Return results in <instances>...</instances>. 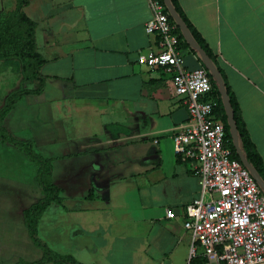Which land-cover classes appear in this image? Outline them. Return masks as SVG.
<instances>
[{
  "label": "crops",
  "instance_id": "1",
  "mask_svg": "<svg viewBox=\"0 0 264 264\" xmlns=\"http://www.w3.org/2000/svg\"><path fill=\"white\" fill-rule=\"evenodd\" d=\"M4 1L16 2L0 0V12ZM176 2L216 57L264 164V0ZM22 11L35 24L43 89L22 96L3 125L51 163L60 202L41 215L40 240L80 264H187L191 237L183 227L184 208L200 189L193 164L173 153L171 136L188 112L171 75L137 62L158 50L157 37L145 33L147 1L26 0ZM179 51L184 68L202 67L189 48ZM12 147L0 141L2 173L9 175L5 163H11L4 155L11 159L19 151L30 182L0 185V200L10 210L15 201L21 216L18 224L0 221V258L33 262L42 251L23 258L18 253L30 254L34 244L11 228H24L22 211L42 197L38 168ZM28 193L37 196L23 205ZM51 208L56 218L46 217Z\"/></svg>",
  "mask_w": 264,
  "mask_h": 264
},
{
  "label": "built area",
  "instance_id": "2",
  "mask_svg": "<svg viewBox=\"0 0 264 264\" xmlns=\"http://www.w3.org/2000/svg\"><path fill=\"white\" fill-rule=\"evenodd\" d=\"M151 19L145 33L156 36L158 50L137 58L139 64L171 75L174 94L188 112L172 134L173 153L193 164L199 196L184 208L183 227L190 233L187 264L264 263V194L227 145L224 124L215 115L217 101L203 67L188 70L178 49L175 26L160 0H146ZM166 217L172 218L171 210ZM199 259L198 262H194Z\"/></svg>",
  "mask_w": 264,
  "mask_h": 264
},
{
  "label": "trees",
  "instance_id": "3",
  "mask_svg": "<svg viewBox=\"0 0 264 264\" xmlns=\"http://www.w3.org/2000/svg\"><path fill=\"white\" fill-rule=\"evenodd\" d=\"M160 2L163 4V0H160ZM170 2L178 16L187 26L195 42L203 49V51L218 69L234 114V121L238 133L239 148L241 149L245 160L264 182V164L249 139L245 125L241 119L237 103L224 79L221 69L218 66L216 57L196 33L190 23L186 20L176 0H170ZM25 4L26 0H16L15 9L12 10L14 14L11 13L12 11L6 13L4 11L0 12V59L7 57H16L20 59L21 70L26 80H29L30 82H36L37 85L31 90H18L6 97L5 105L0 108V141L11 144L23 151L38 168L36 181L41 187L42 197L37 202L24 209L22 211V216L24 225L28 231V235L33 244L42 251V257L39 260L33 262L19 260L16 264H80L76 262V260L71 256H61L54 254L37 235V224L43 212L49 207L51 203L60 202L59 190L51 180L52 167L50 160L44 159L39 154H37L34 151L33 145L30 141L15 139L3 125L5 116L22 96L27 94H39L43 89V78L39 73V69L44 63V59L36 51L34 41L35 24L30 19H28L22 11V8ZM165 11L167 12V9ZM168 18L170 23L175 26L174 33L177 35L178 49H181L182 47L189 48L191 52L198 56L196 51L190 48L186 43L180 30L176 27L169 15ZM202 67L206 70L203 64ZM206 72L212 84V92L210 96L215 98L218 104L217 109L215 110V115L224 124L227 145L233 151V158L239 160L233 148L227 124V117L221 102L219 91L209 72L207 70ZM198 261L199 259H196L194 262Z\"/></svg>",
  "mask_w": 264,
  "mask_h": 264
},
{
  "label": "rangeland",
  "instance_id": "4",
  "mask_svg": "<svg viewBox=\"0 0 264 264\" xmlns=\"http://www.w3.org/2000/svg\"><path fill=\"white\" fill-rule=\"evenodd\" d=\"M13 3V2H11ZM8 1H4L2 4L5 8V13L6 12H10L12 10H14L15 8H13L14 4H16V2L13 3V5ZM10 6V7H9ZM8 7L10 8L9 10ZM3 12V11H2ZM11 13L14 14V12L12 11ZM36 82H30L29 80H26L22 70H21V63H20V59L16 58V57H7V58H2L0 59V108L3 107L5 105V100L6 97L8 95H10L11 93L18 91V90H23V89H29V88H34L36 87ZM11 147V146H10ZM13 149H15V147H12ZM18 151V150H17ZM16 153V157L11 155V159H10V155L5 154L4 156H8L6 157V160H10L11 163L9 161H6L5 164H7L8 166H10V169H8V167L5 169L6 172H9L8 174H3V170H2V163L4 161V157L2 154H0V185H4V184H8V183H20L21 182V178L27 179L29 182V178L28 176L30 175V169L28 170L27 167L24 165L23 159L24 156L21 152H15ZM27 161V160H25ZM29 163H31L30 161H27ZM32 164V163H31ZM33 165V164H32ZM29 167H32L31 165ZM19 187V186H17ZM20 192V191H19ZM41 194V193H40ZM2 195V194H0ZM33 196H37V194L35 193V195L33 194H26L22 199H20L22 201L23 205H26L27 200L32 198ZM1 197V196H0ZM35 198V197H34ZM16 202L15 201H11V210L10 207H8V202L6 201H1L0 200V221H4L6 223H10V221H15L14 224L17 222V224L19 223V221H21V216L18 218L17 217V208L15 206ZM9 205V206H10ZM46 217H53L56 218V214L57 211H54L52 208L50 210H48ZM9 226V224H6V227ZM24 227V226H23ZM14 231H18L19 234H22L23 236L25 235L27 241H31L30 238L26 235V229L25 227L22 228V226L17 225V227H13L11 228ZM1 230V229H0ZM38 236L41 240H44V237L41 235V231H39ZM32 242H30L31 244ZM32 250L31 253H18L20 255L23 256V258L25 259H29V258H37L38 256L41 255V250L34 247V245L32 246ZM37 256V257H36ZM16 261V262H15ZM19 261V259L17 258H0V264H16ZM209 264H215L214 259H209Z\"/></svg>",
  "mask_w": 264,
  "mask_h": 264
},
{
  "label": "water",
  "instance_id": "5",
  "mask_svg": "<svg viewBox=\"0 0 264 264\" xmlns=\"http://www.w3.org/2000/svg\"><path fill=\"white\" fill-rule=\"evenodd\" d=\"M163 4L165 8L167 9V12L169 16L171 17V19L173 20L174 24L180 30L186 43L189 45L190 48L196 51L203 66L206 68V70L209 72L212 79L214 80V83L216 84L217 89L219 91L221 102H222V105H223V108H224V111L227 117V124H228L229 133L231 136V140H232L235 153L238 156V159L240 160L241 164L249 171L250 175L252 176V178L254 179V181L257 183L260 190L264 194V182L258 176L256 171L245 160L241 152V149L239 148L238 133H237V127L234 121V114L232 111V107L230 104L228 94L224 88L223 80L219 74L218 69L215 67V65L213 64L211 59L207 56V54L203 51V49L195 42L187 26L183 23V21L178 16L175 9L173 8L170 0H163Z\"/></svg>",
  "mask_w": 264,
  "mask_h": 264
}]
</instances>
